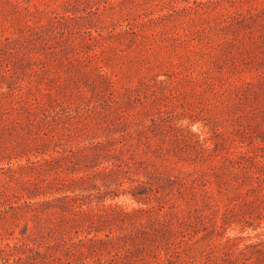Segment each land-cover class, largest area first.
<instances>
[{"label":"rangeland","instance_id":"obj_1","mask_svg":"<svg viewBox=\"0 0 264 264\" xmlns=\"http://www.w3.org/2000/svg\"><path fill=\"white\" fill-rule=\"evenodd\" d=\"M0 264H264V0H0Z\"/></svg>","mask_w":264,"mask_h":264}]
</instances>
